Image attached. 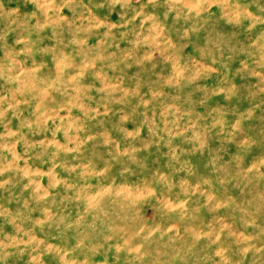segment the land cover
I'll return each mask as SVG.
<instances>
[{
  "label": "rangeland",
  "instance_id": "374dc122",
  "mask_svg": "<svg viewBox=\"0 0 264 264\" xmlns=\"http://www.w3.org/2000/svg\"><path fill=\"white\" fill-rule=\"evenodd\" d=\"M0 264H264V0H0Z\"/></svg>",
  "mask_w": 264,
  "mask_h": 264
}]
</instances>
